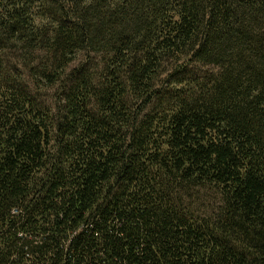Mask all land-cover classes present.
<instances>
[{
    "label": "trees",
    "instance_id": "16d2710c",
    "mask_svg": "<svg viewBox=\"0 0 264 264\" xmlns=\"http://www.w3.org/2000/svg\"><path fill=\"white\" fill-rule=\"evenodd\" d=\"M0 264H264V0H0Z\"/></svg>",
    "mask_w": 264,
    "mask_h": 264
},
{
    "label": "rangeland",
    "instance_id": "374dc122",
    "mask_svg": "<svg viewBox=\"0 0 264 264\" xmlns=\"http://www.w3.org/2000/svg\"><path fill=\"white\" fill-rule=\"evenodd\" d=\"M209 201H211L210 199H206V202L209 203Z\"/></svg>",
    "mask_w": 264,
    "mask_h": 264
}]
</instances>
